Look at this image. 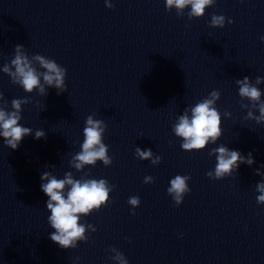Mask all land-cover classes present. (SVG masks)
<instances>
[{"label": "water", "instance_id": "obj_1", "mask_svg": "<svg viewBox=\"0 0 264 264\" xmlns=\"http://www.w3.org/2000/svg\"><path fill=\"white\" fill-rule=\"evenodd\" d=\"M111 3L0 0V91L8 110L12 99L32 97L19 123L33 129L15 150L0 137V264H119L118 253L128 264H264V204L256 189L264 182L256 174L264 173V122L245 119L259 112L241 106L249 101L236 84L264 77V0H215L191 20L190 8L178 17L165 0ZM213 14L226 17L223 28L210 26ZM18 44L29 59L41 54L65 67L66 90L45 85L48 94L40 96L13 84L2 69L11 67ZM256 86L264 100V82ZM212 90L221 93L222 135L202 150H184L172 126ZM89 115L107 125L103 142L113 162L76 169L71 157L81 150ZM37 129L46 136L35 139ZM220 144L251 152L254 163L209 178L217 163L209 152ZM138 147L152 157L137 158ZM44 171L115 185L105 206L82 217L88 239L76 248L50 239ZM176 175L191 177L179 206L167 193ZM146 176L154 182L144 183ZM132 196L140 198L135 215Z\"/></svg>", "mask_w": 264, "mask_h": 264}, {"label": "clouds", "instance_id": "obj_2", "mask_svg": "<svg viewBox=\"0 0 264 264\" xmlns=\"http://www.w3.org/2000/svg\"><path fill=\"white\" fill-rule=\"evenodd\" d=\"M215 0H165L166 10L176 9L178 17L187 12L189 20L202 17L206 8L213 6ZM108 8L114 7L111 0H105ZM226 17L224 15L213 14L210 20L211 27L225 26ZM233 23L231 19L227 21ZM264 40V37H261ZM22 45L15 46V55L11 60V67L5 64L2 71L6 73L13 84L21 86L25 92L32 93L34 90L40 96H47L45 85L54 87L59 94L66 90L65 77L67 69L59 65L54 59L35 54L32 59L21 51ZM33 60L37 64H33ZM40 69H43L41 71ZM41 78L43 83L41 82ZM264 82V77L257 76L252 83L248 76L237 79L239 86V96L241 100L247 99L249 103H244L243 108L251 105L256 108L259 115H254L249 111L245 119L251 118L257 123L264 122V100L261 99L262 92L256 85ZM220 91L212 90L207 97L198 101L194 106H190L179 115L177 122L172 126V131L177 137L182 138L181 148L184 150H202L209 143L215 144L222 135L221 113L216 107V102L220 99ZM32 102V97L15 98L11 100V110H8L9 102L5 99L4 93L0 91V137L11 149H17L23 138L33 134V129L25 127L19 122L22 120V106ZM39 104V101H37ZM225 117H230L231 112L225 111ZM107 125L100 119H93L89 115L83 128V142L81 150L71 157V164L76 169H82L85 165L95 166L96 162L102 161L105 166L112 164V157L109 156V147L103 142V134ZM46 136L43 129H37L34 133L35 139ZM216 154L217 163L214 171L209 170L206 175L214 180H219L225 176H231L238 170L240 164L251 166L254 163L252 153L247 156L242 155L238 150H232L224 144L212 148L209 155ZM135 155L139 159L152 157L151 149L142 150L139 147L135 150ZM161 157L152 159V164L160 163ZM50 167V166H47ZM264 168V164L261 165ZM257 175H264L259 169ZM189 175H176L170 180L167 193L172 197L175 204L179 206L184 199V195L191 191L188 185ZM41 190L48 197L46 208L50 211L47 217L48 223L55 231L50 233V239L57 243L62 249L76 248L80 241H87L86 222H81L93 210L99 211L110 199V193L115 185H110L107 179H74L71 172H66L64 178H58L51 171H44L41 175ZM154 177L146 176L144 183H153ZM260 195L257 196V203L264 204V182L256 185ZM128 204L134 209L140 205V198L132 196L128 199ZM95 232L91 224L87 225ZM183 235V234H181ZM115 250V249H113ZM119 264H128V260L123 253H118L116 257Z\"/></svg>", "mask_w": 264, "mask_h": 264}]
</instances>
